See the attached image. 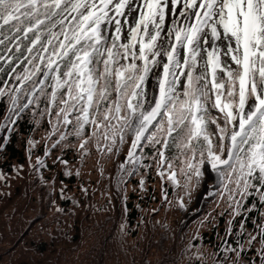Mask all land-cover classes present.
<instances>
[{
    "label": "snow or ice",
    "instance_id": "6c2138e0",
    "mask_svg": "<svg viewBox=\"0 0 264 264\" xmlns=\"http://www.w3.org/2000/svg\"><path fill=\"white\" fill-rule=\"evenodd\" d=\"M4 97L0 136L55 109L59 140L129 144L127 174L154 161L191 197L210 165L237 215L252 191L264 199V0H0ZM226 251L242 264V245Z\"/></svg>",
    "mask_w": 264,
    "mask_h": 264
},
{
    "label": "trees",
    "instance_id": "16d2710c",
    "mask_svg": "<svg viewBox=\"0 0 264 264\" xmlns=\"http://www.w3.org/2000/svg\"><path fill=\"white\" fill-rule=\"evenodd\" d=\"M0 101L3 123L10 102ZM12 127L0 136V264H233L226 249L240 245L242 264H262L258 192L243 198L237 215L221 177L195 206L204 177L189 197L185 179L178 175L179 187L161 179L154 161L127 174L120 165L129 144L110 154L92 140L87 152L77 137L59 140L55 109L25 111Z\"/></svg>",
    "mask_w": 264,
    "mask_h": 264
},
{
    "label": "rangeland",
    "instance_id": "374dc122",
    "mask_svg": "<svg viewBox=\"0 0 264 264\" xmlns=\"http://www.w3.org/2000/svg\"><path fill=\"white\" fill-rule=\"evenodd\" d=\"M220 178L221 177H219L218 174L214 172L212 169H210L209 172L206 171L204 179H203L204 180L203 183H205V190H201L198 196L203 197L205 193H208L211 186L216 188L219 185ZM198 196L197 198H199ZM197 202L198 204H201V200H198Z\"/></svg>",
    "mask_w": 264,
    "mask_h": 264
},
{
    "label": "bare ground",
    "instance_id": "6f19581e",
    "mask_svg": "<svg viewBox=\"0 0 264 264\" xmlns=\"http://www.w3.org/2000/svg\"><path fill=\"white\" fill-rule=\"evenodd\" d=\"M153 85H155V80H153Z\"/></svg>",
    "mask_w": 264,
    "mask_h": 264
},
{
    "label": "water",
    "instance_id": "95a60500",
    "mask_svg": "<svg viewBox=\"0 0 264 264\" xmlns=\"http://www.w3.org/2000/svg\"><path fill=\"white\" fill-rule=\"evenodd\" d=\"M204 190H205V188H204ZM198 200H200V197H199V199Z\"/></svg>",
    "mask_w": 264,
    "mask_h": 264
}]
</instances>
